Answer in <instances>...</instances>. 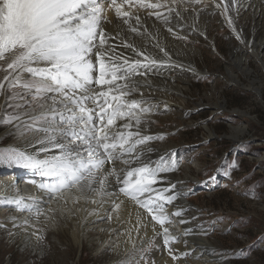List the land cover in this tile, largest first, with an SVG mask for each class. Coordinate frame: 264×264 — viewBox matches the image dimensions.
<instances>
[{"label":"snow or ice","instance_id":"snow-or-ice-1","mask_svg":"<svg viewBox=\"0 0 264 264\" xmlns=\"http://www.w3.org/2000/svg\"><path fill=\"white\" fill-rule=\"evenodd\" d=\"M203 2L0 0V125L18 141L0 143V166L30 170L34 178L29 183L49 205H72L28 208L36 223L40 217L54 221L55 214L75 215L81 210L76 205L90 202L104 209L107 221L126 226L122 235L131 255L120 264H156L151 259L155 248L167 252L174 264L193 256L174 219L190 223L176 204L191 193L181 192V182L165 175L179 169L180 158L170 150L152 159L154 141L166 134L149 132L160 110L155 92L161 86L153 78L183 65L160 43L159 29L150 31L144 18L154 17L168 34L187 40L177 31L184 17L173 5ZM210 2L244 42L232 15L245 6L244 0ZM224 174L230 175L227 168ZM14 187L15 182L6 185L0 199L24 211L26 198L10 194ZM22 223L29 240H43L28 218ZM12 226L20 228L15 217ZM191 233L184 228L182 235ZM181 242L183 251L174 247Z\"/></svg>","mask_w":264,"mask_h":264},{"label":"rangeland","instance_id":"rangeland-1","mask_svg":"<svg viewBox=\"0 0 264 264\" xmlns=\"http://www.w3.org/2000/svg\"><path fill=\"white\" fill-rule=\"evenodd\" d=\"M250 1L251 6L239 12V24L244 27L239 34L249 47L255 45L264 59V3ZM179 4L178 10L184 13L185 8L189 11L210 6L208 0ZM213 14L206 23L210 38L197 40L201 49L197 64L207 72L187 83L189 89L182 106L175 104L177 100L170 102L163 97L159 113L152 116V126L157 133L166 134L164 140L157 142L171 144L180 158L178 171L187 175L182 188L184 193H191L184 195L185 201L198 209V223L205 235L219 243L228 264H264V71L252 56L248 58L251 72L242 77L243 81L257 79L256 84L262 88L260 96L244 86L227 84V70L235 52L240 53L241 40L236 39L218 11ZM214 39L219 53L214 52L210 43ZM217 101L226 106L218 112L214 111ZM231 125H245L246 130L235 137ZM6 129L7 126L0 125V143H14V135L5 133ZM233 163L238 167L232 169ZM19 168L22 167L0 166V173ZM226 168L230 175L224 174ZM9 233L12 232L8 227H0V264H109L111 257L97 255L88 243L80 251L75 247L67 249V242L65 246H51L45 241L42 250L36 251ZM151 259L155 260L152 255Z\"/></svg>","mask_w":264,"mask_h":264},{"label":"bare ground","instance_id":"bare-ground-1","mask_svg":"<svg viewBox=\"0 0 264 264\" xmlns=\"http://www.w3.org/2000/svg\"><path fill=\"white\" fill-rule=\"evenodd\" d=\"M208 1L210 2V0ZM250 3V0H244L245 6L242 7L239 12H241L243 9H247ZM173 7H176L178 10L177 5H173ZM199 9L200 10L194 7L193 10H189L185 13L180 11L184 19L179 20V23L184 27L182 30L177 29V31L180 32L181 35L187 36V40L177 39L174 36L168 34L166 28H164V26L159 21H155L154 17L144 18L150 31L159 29L161 33L160 43L165 45L172 55L179 59V61L175 60L177 63L183 65L182 68L177 67L172 69H163L160 76L153 78L155 82L161 86V90L155 92L156 99L159 102H161L163 97H167L168 100H177L175 101V104L179 107L182 106L181 103L185 102L186 90L189 89L187 83L191 82V80L197 79V77H202L205 72H207V69L202 70L197 64V53L199 52L201 54V49L197 45V40L201 37H209L210 27H208L209 25L206 24L208 22L207 20L211 19L214 16L213 13L216 11H218L220 14V11L215 9L211 2L208 8ZM125 10H127V8ZM164 13L167 15L166 10H164ZM232 15L234 16V23L237 32L240 33L244 27H241L239 24V13H233ZM220 16L222 21H225L221 14ZM110 17L113 19L114 24L119 23L114 13H110ZM175 23H177L176 19L173 20V24ZM193 25L195 26V31L192 30ZM210 43L214 49V52L219 53L216 40H211ZM262 45H264V41ZM252 46L253 47H249L246 43L241 41L239 46L240 53H237L238 51L235 52L233 55L234 58L232 60V66L238 70V73L233 70L232 66L229 67L227 70L228 77H226L225 80L230 86H244L247 89L253 91L257 96H260L262 88L256 84L257 79H253L252 81L242 80V77L246 78L251 72L248 58L252 56L256 58L258 64L264 71V59L259 54L258 48L255 47V45ZM149 50L153 51L154 55L156 54L155 50H153L151 47ZM164 89H166V91ZM215 93L217 95L219 94V92L216 91ZM200 104L201 103L198 105ZM159 106H161V103ZM225 107V102L217 101L215 103L214 111L216 110L218 112ZM237 112L240 113V111ZM241 112L246 116L248 115V112L246 111ZM152 125L149 128V132L154 135L158 134ZM231 130L235 137H239V134L246 130V126L231 125ZM4 132L7 133L9 131L6 129ZM14 143H18V141L14 139ZM22 146L27 147V145ZM154 146L156 148V152L152 154V159H156L158 156L172 150V145L167 143L162 144L160 142L154 141ZM29 151L31 150L29 149ZM165 175L169 181L181 182L178 183V189L181 192H184L182 186L184 184V178L187 176L186 174L182 175L178 170H176ZM32 178H34L33 173L23 167L19 168V170L14 169L12 171L0 173V194L3 193V189L6 185H10L15 182V187L10 189V194L18 192L21 197L26 198L23 201V206L25 208L24 211H19L17 210L16 205L8 204L4 200L0 199V224L8 227L11 232L14 233L13 236L18 239L21 244L32 250L38 251L39 249L42 250V244L45 241L51 246H65L67 242V249L70 247H75L77 250L82 251L84 244L88 243L95 248L97 255H108V257L111 256L109 257V264H120L121 260L126 259L128 255H131V253L125 252V237L122 235L126 226L107 221L105 219L107 213L104 211V209L90 202H82L81 204L76 205V207L81 210L76 212L75 215L69 216L65 214L63 217H61L60 215L55 214L54 221H46L44 217H40V222L36 223L34 219V213L27 211L28 208H47L48 206L72 207V205L69 204L64 206L62 204L57 205L55 203L49 205L47 198L43 195L41 190L36 188L35 185L29 183ZM35 178L39 179V177ZM20 191L24 192L20 194ZM185 200L186 197L182 196L178 200L176 207L179 208L183 206L185 209L184 218L189 220L190 223L187 225H180L178 223L179 218H174L177 221L175 230L177 234L180 235L181 241L187 240V248L194 251L192 257H189L184 261L175 262V264H228L229 261L226 260V255L220 251L221 246L219 243H216L214 239H211V237L205 235L204 229L201 228V225L198 223V209L191 202ZM174 210L175 209L172 207H169V212ZM13 217L16 218L17 224L20 225L19 229L13 228ZM25 218L29 219L30 224H35V228L31 229L32 231H35L36 228L41 230L43 240L38 244L35 241V237H32V239L29 240V234L24 231L25 226L22 222ZM184 228H191L192 233L186 237L183 236L182 233ZM149 235H151L150 232ZM156 243L162 244V240L157 239ZM174 247L179 248L181 251L185 250V245L182 242L174 245ZM151 255L159 264H174L171 258L167 255V252H162L160 248L153 249Z\"/></svg>","mask_w":264,"mask_h":264}]
</instances>
